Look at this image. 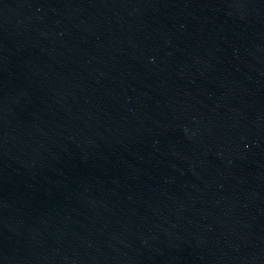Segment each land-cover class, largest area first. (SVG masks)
I'll use <instances>...</instances> for the list:
<instances>
[{
    "label": "water",
    "instance_id": "water-1",
    "mask_svg": "<svg viewBox=\"0 0 264 264\" xmlns=\"http://www.w3.org/2000/svg\"><path fill=\"white\" fill-rule=\"evenodd\" d=\"M0 264H264V0H163L38 168Z\"/></svg>",
    "mask_w": 264,
    "mask_h": 264
}]
</instances>
